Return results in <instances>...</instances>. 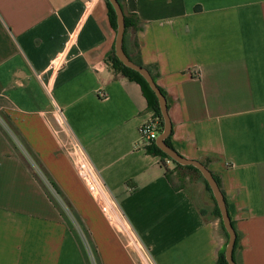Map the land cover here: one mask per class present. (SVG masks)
<instances>
[{"label": "crops", "instance_id": "1", "mask_svg": "<svg viewBox=\"0 0 264 264\" xmlns=\"http://www.w3.org/2000/svg\"><path fill=\"white\" fill-rule=\"evenodd\" d=\"M123 3L142 21L139 53L165 92L173 149L218 179L236 264H264V0ZM115 37L105 0H0V115L19 141L0 128V264H87L25 152L98 264H216L225 238L211 194L194 169L147 153L140 126L158 118L107 62Z\"/></svg>", "mask_w": 264, "mask_h": 264}, {"label": "trees", "instance_id": "2", "mask_svg": "<svg viewBox=\"0 0 264 264\" xmlns=\"http://www.w3.org/2000/svg\"><path fill=\"white\" fill-rule=\"evenodd\" d=\"M117 1L120 3V5L122 7V10H123V13H124V21H125V30H124L123 43H122L123 50H124V52L126 53V55L129 57V59L131 61H133L134 63H136L138 65L144 66L142 61H141V57H140V53H139V47H138V43H137V39H136V33L139 30H141L142 27H143L142 26V21L139 19V17L136 14L128 13V12H126L124 10L123 0H117ZM105 3H106V7H107V16H108L109 24H110L111 28L116 33L117 20H116L115 10H114L113 6L111 5V3L109 2V0H105ZM107 62L109 63L110 67L112 68V70L114 72L120 73L121 75H123L127 79H129L131 81H134V82H137L140 85L141 90L143 92V95H144V97L146 98V101H147V109L149 111H153L154 112V116L158 118L157 127H158V131L161 132L162 127H163V122H164L163 116H162V113L160 111V107H159L157 96H156L155 92L152 90V88L150 87L149 83L146 81V79L138 71H136V70L124 65L118 59V57L115 54L114 45L112 47L111 53L108 56ZM144 67H146L149 70L151 76L155 80L156 74L153 72V70L150 69L147 66H144ZM159 89L162 92V94L165 96L164 90L161 89L160 87H159ZM0 128L3 129L1 126H0ZM171 135H172V130H171L170 134L166 137L165 143L170 148L173 149V147L171 145V141H170ZM19 140L21 141V139H19ZM22 144H23V142H22ZM146 151L149 154L158 155L160 157V161H161L162 165H165L166 161L169 160V161H172L173 163H175L176 166L192 168L199 174V176H200L201 180L203 181L206 189L211 194V197H212V200H213V204H214V215L219 219V227H220V229H221V231H222V233L224 235V238H225V244L218 251L216 264H229L227 262V260H226V257H225V247H226V243H227V240H228V234H227L226 229L223 226V223H222V220H221V215H220V210H219L218 205H217V203H216V201L214 199V196H213V194L211 192L210 186L208 185V183L205 180V178L202 176L201 172L196 167H194L192 165H182V164L177 163L172 158H170L166 153H164L156 145L155 142H152V143H150V145L146 146ZM29 154H31V153L29 152ZM31 156H32V154H31ZM32 158L34 159V161H36V159L33 156H32ZM35 163L38 164L37 161ZM29 170L33 173L34 177L42 185L45 193L47 194V196L49 197L51 202L55 205V207L58 209V211H59L61 217L63 218V220L65 221L67 227L69 228V230L75 236V239L77 240V242H78V244H79V246H80V248H81V250L83 252V255L85 257V260H86L87 264H90L89 257H88V252H87V249H86V244H88L90 246V248L93 251V253H95V250H94V247L92 246V244L89 241V237H88L87 231L85 230L84 226L82 225L79 217L72 210V208L69 207V205L66 203L63 195L61 194L59 189L56 187V185L52 182V180L49 179L48 175L46 173H44V171H42V173L44 174V176L48 180V182L51 185V187L55 190V192L59 195V197L62 200H64V203H65L66 207H68L70 213L75 218L77 224L81 227V232L83 233V237L85 239L82 237V235L79 234V232L77 233V231H76V229L74 227V224L72 223L71 219L66 216L65 212L60 207V204L58 203V201H56L57 199L55 200L53 195L47 189V186H45L43 181H41V179L39 178V176L36 173L33 172V168L31 166H29ZM214 178L217 181V183L219 185V188H220V190H221V192L223 193V196H224V192H223V190L221 188V185H220L218 179H216L215 176H214ZM232 225H233V223H232ZM233 227H234V225H233ZM234 230H235V233H236V238H235V242H234V246H233V258H234V260L236 262L235 255H236V252L240 249V243H239L240 234L236 231L235 227H234ZM95 257H96V253H95ZM96 260H97V257H96Z\"/></svg>", "mask_w": 264, "mask_h": 264}, {"label": "water", "instance_id": "3", "mask_svg": "<svg viewBox=\"0 0 264 264\" xmlns=\"http://www.w3.org/2000/svg\"><path fill=\"white\" fill-rule=\"evenodd\" d=\"M109 2L111 3V5L115 10L116 20H117V30H116V37L114 42V49L116 56L124 65L138 71L146 79V81L149 83L150 87L155 92L158 99L160 111L162 113L164 122H163L162 130L161 132H159L155 143L164 153H166L170 158H172L177 163L182 165H192L201 172L202 176L205 178L208 185L210 186L211 192L220 210L223 226L228 234V240L225 247L226 260L229 264H236L233 258V246L236 238V233L227 212L223 193L221 192L219 185L215 180L214 176L203 163H201L198 160L184 158L165 143L166 137L170 134L172 130L171 121L169 119V115L167 111L165 96L160 91L155 80L151 76L149 70L146 67L138 65L133 61H131L124 52L122 46L124 30H125L124 13L120 3L117 0H109Z\"/></svg>", "mask_w": 264, "mask_h": 264}, {"label": "built area", "instance_id": "4", "mask_svg": "<svg viewBox=\"0 0 264 264\" xmlns=\"http://www.w3.org/2000/svg\"><path fill=\"white\" fill-rule=\"evenodd\" d=\"M157 120L154 117H151L147 120H145L141 126H140V134L141 138L144 141L145 146L150 145V143L155 142L157 139V136L159 134L158 127H157ZM0 126L9 133V135L13 138L16 139L17 137L14 135V132L12 131L11 127L7 124V122L4 120V118L0 115ZM11 131V132H10ZM7 133V134H8ZM18 141V140H17ZM19 143V141H18ZM83 172V179L86 181L87 187L93 194H95V201L103 214L105 220L112 226H119L121 223V220L116 212V210L113 208L112 204L105 200L103 195L101 194V189L99 188L98 184L96 181H94L93 176H91V172L84 167L81 168ZM86 172V173H85ZM48 185L51 187V185L48 183ZM54 194H56L57 198L60 199L59 195L55 192V190L52 188ZM55 196V195H54ZM86 249L88 252V257L90 259V253L89 246L86 244ZM93 264V263H91ZM94 264H96V261L94 260Z\"/></svg>", "mask_w": 264, "mask_h": 264}, {"label": "rangeland", "instance_id": "5", "mask_svg": "<svg viewBox=\"0 0 264 264\" xmlns=\"http://www.w3.org/2000/svg\"><path fill=\"white\" fill-rule=\"evenodd\" d=\"M10 132H11V131H10ZM7 133H8V132H7ZM8 134H9V133H8ZM15 140H16V142L18 143L17 139H15ZM23 151H25V150L23 149ZM25 154H26V156H27V159L29 160L28 163L32 166L34 172L37 173V175L39 176V178L43 181L44 185L47 186V189H48V190L50 191V193L53 195V197L55 198V200L57 199L56 201H58V203L60 204V207H61L62 210L65 212L66 216H67L68 218H70L71 221H72V223L74 224V227H75L77 233L79 232V234L82 235V237H83V233L81 232V227L77 224L75 218H74L73 215L70 213L68 207H66V205H65V203H64V200H62L61 198H60V199L57 198V196H56V194H54L52 188H50V186L48 185V183H47L48 180L46 179V177L44 176V174L42 175L41 171L39 170V168L36 166L35 163L32 164L31 161L34 162L33 158L30 157L29 153H26V152H25ZM193 173H195V175H198V177H200L199 174H198L195 170H194ZM193 177H195V176H193ZM199 179H200V181H201V178H199ZM202 183H203V182H202ZM203 185H204V183H203ZM207 191H208V190H207ZM54 195H55V196H54ZM83 238H84V237H83ZM84 239H85V238H84ZM84 241H85V240H84ZM87 245H88V244H87ZM88 246H89V245H88ZM89 248H90V246H89ZM90 249H91V248H90ZM89 253H90V259H89L90 264H91V263L94 264V260L96 261V264H98V263H97V260H96V257H95V253H93L92 250H91V251L89 250Z\"/></svg>", "mask_w": 264, "mask_h": 264}]
</instances>
